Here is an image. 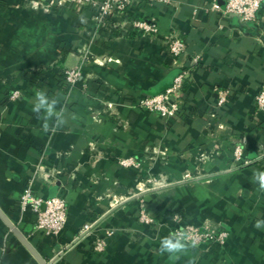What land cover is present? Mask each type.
<instances>
[{"label":"crops","instance_id":"obj_1","mask_svg":"<svg viewBox=\"0 0 264 264\" xmlns=\"http://www.w3.org/2000/svg\"><path fill=\"white\" fill-rule=\"evenodd\" d=\"M213 1L123 0L124 9L100 26L95 5L0 0V209L45 260L264 264V228L254 226L264 220V191L254 179L264 171V109L256 105L264 84V4L257 21L244 24L222 18ZM138 21L157 33L136 29ZM173 34L187 44L180 60L168 50ZM52 67L78 69L80 79L68 86L48 74ZM181 68L190 72L182 118L140 108L143 97L171 87ZM41 90L60 113L47 130L32 111ZM220 91L230 93L222 106ZM30 182L39 196L67 200L58 238L35 233L30 213L21 210ZM153 183L162 187L153 190ZM143 206L154 224L140 221ZM175 212L198 226H220L225 244L189 248L179 259L161 254ZM86 224L93 225L89 234ZM0 264H39L1 218Z\"/></svg>","mask_w":264,"mask_h":264},{"label":"built area","instance_id":"obj_2","mask_svg":"<svg viewBox=\"0 0 264 264\" xmlns=\"http://www.w3.org/2000/svg\"><path fill=\"white\" fill-rule=\"evenodd\" d=\"M76 6L80 9H85L90 6H97V22L100 26L105 25V18L113 16L116 12L124 9L123 0H73ZM114 2V3H113ZM225 5L222 6L217 0L212 2V10L220 14L222 18H236L244 24L254 23L257 21L258 14L264 4V0H224ZM34 6H41L40 2H32ZM113 8L115 10H113ZM116 11V12H115ZM134 27L144 31L146 35L154 36L158 28L155 25H150L146 22H135ZM111 29L117 27L124 28L123 25L106 24ZM168 50L170 54L177 60H180L186 55L187 44L184 38L179 34L170 36ZM199 58L194 59L193 63L198 64ZM190 72L186 68H181L179 74L175 77L171 87L164 93L154 96H145L140 101V108L156 114L162 118H182L184 112V86ZM81 72L78 69H72L65 72V80L68 86H75L79 81ZM230 93L228 91L219 92L218 105H224ZM19 92H15L13 98H17ZM257 109H264V84L260 88V92L256 101ZM235 159L238 161L243 156L242 147L238 146L234 152ZM264 157V154L262 158ZM261 158V159H262ZM123 166L133 164L130 160H123ZM41 168V167H39ZM158 183H153V190L161 188ZM19 204L23 213L29 212L35 233L41 234L48 238H58L64 232L68 220V202L65 198L59 196L44 197L39 196L30 182L19 198ZM140 221L145 224H154L155 220L146 212L144 206L140 211ZM92 224H86L83 233L89 234L92 230ZM182 230L186 240L191 243L195 242L196 247L207 246L211 249L213 246H223L228 236L227 232L216 225L198 226L192 224L181 213H176L173 216V231ZM106 243L101 238L98 240V250L105 249ZM54 264V261H52Z\"/></svg>","mask_w":264,"mask_h":264},{"label":"clouds","instance_id":"obj_3","mask_svg":"<svg viewBox=\"0 0 264 264\" xmlns=\"http://www.w3.org/2000/svg\"><path fill=\"white\" fill-rule=\"evenodd\" d=\"M57 100L55 98L50 99L44 91H37L35 95V103L32 111L37 114L38 118L44 120L43 127L48 129L49 125L47 121L54 116H59L60 113L56 111ZM43 112V117H41ZM63 121H56V127H60ZM254 179L258 181L260 190L264 191V171H256L254 173ZM256 228H264V220H257ZM197 245L193 241L189 243L183 235L182 230L170 232L167 236L160 240L159 251L161 254L167 253L171 258L179 259L181 254H186L189 248H195ZM192 264V261L189 262Z\"/></svg>","mask_w":264,"mask_h":264},{"label":"water","instance_id":"obj_4","mask_svg":"<svg viewBox=\"0 0 264 264\" xmlns=\"http://www.w3.org/2000/svg\"><path fill=\"white\" fill-rule=\"evenodd\" d=\"M0 218L11 230V232L20 240V242L29 250V252L34 256V258L39 262V264H53L52 261L45 260L37 250L30 244L28 239L24 234L10 221V219L5 215V213L0 209Z\"/></svg>","mask_w":264,"mask_h":264},{"label":"trees","instance_id":"obj_5","mask_svg":"<svg viewBox=\"0 0 264 264\" xmlns=\"http://www.w3.org/2000/svg\"><path fill=\"white\" fill-rule=\"evenodd\" d=\"M129 33H131V32H126L125 36H130ZM43 74H44L43 71H40L37 78L38 79L43 78L44 77ZM48 74L49 75L51 74L52 76L55 75L56 77L58 76V77H60V79L65 80V72L62 69H57L56 67H52L51 69H49ZM175 213H177V212H175ZM178 213H180V212H178Z\"/></svg>","mask_w":264,"mask_h":264},{"label":"rangeland","instance_id":"obj_6","mask_svg":"<svg viewBox=\"0 0 264 264\" xmlns=\"http://www.w3.org/2000/svg\"><path fill=\"white\" fill-rule=\"evenodd\" d=\"M175 214H176V213H174V215H175ZM174 215H173V216H174Z\"/></svg>","mask_w":264,"mask_h":264}]
</instances>
